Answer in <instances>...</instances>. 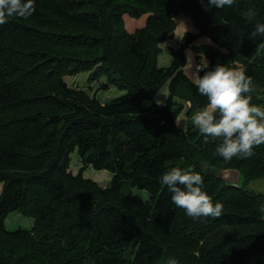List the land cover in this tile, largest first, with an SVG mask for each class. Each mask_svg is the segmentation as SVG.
Masks as SVG:
<instances>
[{
  "label": "trees",
  "instance_id": "1",
  "mask_svg": "<svg viewBox=\"0 0 264 264\" xmlns=\"http://www.w3.org/2000/svg\"><path fill=\"white\" fill-rule=\"evenodd\" d=\"M207 3L34 0L32 16L0 25V264H264V194L249 186L264 178V145L225 162L217 152L222 139L205 143L192 121L208 98L185 76L186 51L205 37L212 44L199 75L217 65L242 70L253 87L245 95L264 109V37L250 38L264 24V0L205 10ZM180 14L196 31L161 67V46L174 40ZM126 16L147 18L130 32ZM84 72L124 93L102 103L66 81ZM166 85L160 105L156 95ZM178 97L191 105L186 130L176 124L184 109ZM89 166L111 172L110 183L85 178ZM205 166L238 170L240 183ZM173 167L204 177L202 191L223 205L220 217L194 220L172 202L160 177ZM15 211L34 218L33 228L8 230Z\"/></svg>",
  "mask_w": 264,
  "mask_h": 264
},
{
  "label": "clouds",
  "instance_id": "2",
  "mask_svg": "<svg viewBox=\"0 0 264 264\" xmlns=\"http://www.w3.org/2000/svg\"><path fill=\"white\" fill-rule=\"evenodd\" d=\"M234 3L235 0H208L205 10L210 6L216 9L231 7ZM34 12V0H0V25L5 24L9 17L27 19ZM245 15L251 18L255 13L249 10ZM258 36L264 37V24H258L250 34L252 40ZM186 65V78L192 81L200 95L208 98L207 106L193 116L205 143L210 137L221 138L217 152L225 162H230L233 157L250 158L254 155V147L264 145V109L251 104L252 97L245 95L253 91L251 77H246L242 70L229 69L224 65H217L214 70L200 76L199 72L208 67V62L201 58L192 72L190 54ZM176 124L179 126L178 121ZM160 182L172 193V202L192 219L221 216L223 205L213 203L212 198L202 191L204 177L200 173L173 167L160 177ZM260 211L264 212V207ZM169 264H177V261L170 259Z\"/></svg>",
  "mask_w": 264,
  "mask_h": 264
},
{
  "label": "rangeland",
  "instance_id": "3",
  "mask_svg": "<svg viewBox=\"0 0 264 264\" xmlns=\"http://www.w3.org/2000/svg\"><path fill=\"white\" fill-rule=\"evenodd\" d=\"M146 18H147V16H144V17L136 20V19H132V18L126 16L125 22H126L127 30L130 32H133L138 27L143 26L145 24ZM177 24H178V27H177V30L175 33L174 40L168 41V42L162 44V46H161L162 50H163V53L159 57V65L161 67L162 66L167 67L170 65L171 59H172L171 55H170V50L178 47L177 42L181 39L180 37H183V35L188 31H192V32L196 31L192 19L185 14H180L178 16ZM210 44H212V41H210L209 39H207L205 37H201L198 41L195 42L193 47H190L186 51L187 57L190 54L192 56V60H193V67H192V69H190V71L194 72L195 71V65L199 64L201 62V60L199 61L196 58L197 55H199V54L203 55L202 58L206 59L208 62L207 57L204 56L205 51H207V50L204 51V47L207 45H210ZM189 62H191V57H190ZM186 71H187V67L185 68V72ZM90 75H91V72H86V73L84 72V73L78 74L76 76L66 77V81L68 82V84L72 88L85 90L90 95L96 96L102 103H107L109 101H112L113 99L117 98L119 95L124 93V91L116 89L113 86H111L108 90L103 89L102 88L103 85L107 83L106 78L101 77V79H99V80L90 81L89 80ZM184 85L186 86V84H184ZM184 85H182L179 88V91H181V95H184V98H186L187 97L186 96L187 88L185 91H183ZM168 96H169V88L166 85L156 95V100L160 105H164ZM176 101L181 102L184 105V109L177 119V121L179 122L178 127L182 130H186L187 121L189 120L187 112H188L191 105L189 102H187L185 100H180L179 97L176 99ZM192 121H193V118H192ZM70 159H71L70 170H72L74 173L75 172L78 173L82 168V162H81V158H80L77 150H75L73 153H71ZM85 171L87 172V173L85 172L86 177L90 178L91 180H92V178L90 176V173L92 172L94 174L93 177L97 181H99V184L101 186L110 183L111 175H113L109 171H97L90 166ZM133 192L136 193L137 195L143 197L144 199L150 198L149 193L145 190H140V189L134 188ZM34 221H35L34 218L24 216L22 213L15 211V212L10 213V215L6 219V227L10 231L16 230L18 228L32 229L34 226Z\"/></svg>",
  "mask_w": 264,
  "mask_h": 264
},
{
  "label": "water",
  "instance_id": "4",
  "mask_svg": "<svg viewBox=\"0 0 264 264\" xmlns=\"http://www.w3.org/2000/svg\"><path fill=\"white\" fill-rule=\"evenodd\" d=\"M206 169L209 171H215L217 172V177L224 180L227 183L238 185L241 180L240 172L238 170L234 169H228V170H216L213 167L205 166Z\"/></svg>",
  "mask_w": 264,
  "mask_h": 264
},
{
  "label": "crops",
  "instance_id": "5",
  "mask_svg": "<svg viewBox=\"0 0 264 264\" xmlns=\"http://www.w3.org/2000/svg\"><path fill=\"white\" fill-rule=\"evenodd\" d=\"M85 172L84 171V176L85 178H88L86 177L85 175ZM87 173V172H86ZM76 174V172L74 173ZM93 173L91 172L90 173V176L92 178V180H94L95 182L99 183V181H97L94 177H93ZM90 179V178H88ZM111 179H112V175H111ZM107 185V184H106ZM106 185H103V186H106ZM250 188H252L253 190L257 191V192H260V193H263L264 194V178H261V179H258V180H254L252 181L250 184H249Z\"/></svg>",
  "mask_w": 264,
  "mask_h": 264
}]
</instances>
